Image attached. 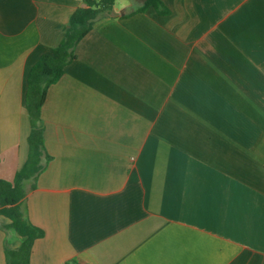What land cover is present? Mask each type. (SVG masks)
Here are the masks:
<instances>
[{
	"label": "crops",
	"instance_id": "0c3cea01",
	"mask_svg": "<svg viewBox=\"0 0 264 264\" xmlns=\"http://www.w3.org/2000/svg\"><path fill=\"white\" fill-rule=\"evenodd\" d=\"M163 2H115L47 87L30 264H264V0ZM84 5L0 0L3 178L28 155L30 68Z\"/></svg>",
	"mask_w": 264,
	"mask_h": 264
},
{
	"label": "trees",
	"instance_id": "16d2710c",
	"mask_svg": "<svg viewBox=\"0 0 264 264\" xmlns=\"http://www.w3.org/2000/svg\"><path fill=\"white\" fill-rule=\"evenodd\" d=\"M85 5L77 7L71 14L65 34L60 43L43 53L31 66L25 95L24 107L30 120L27 137L28 155L12 180L0 176V214L6 216L8 227L14 228L23 236L18 246L6 247L7 264H30L33 243L43 235V229L25 215L22 198L25 194V181L32 180L35 185L38 174L45 168L49 155L45 149L44 129L41 108L45 101L47 87L63 73L67 63L76 57L75 47L79 40L91 29L94 20L109 13L116 0H84ZM138 8L144 10L153 6L160 14L169 11L163 0H141ZM66 264H83L75 258Z\"/></svg>",
	"mask_w": 264,
	"mask_h": 264
},
{
	"label": "rangeland",
	"instance_id": "374dc122",
	"mask_svg": "<svg viewBox=\"0 0 264 264\" xmlns=\"http://www.w3.org/2000/svg\"><path fill=\"white\" fill-rule=\"evenodd\" d=\"M130 2V4L128 6H130V8L135 9V11H142L139 10L138 8L140 7V1L141 0H127V2ZM121 3H126L125 0H117L116 1V8H121Z\"/></svg>",
	"mask_w": 264,
	"mask_h": 264
},
{
	"label": "clouds",
	"instance_id": "9594fccd",
	"mask_svg": "<svg viewBox=\"0 0 264 264\" xmlns=\"http://www.w3.org/2000/svg\"><path fill=\"white\" fill-rule=\"evenodd\" d=\"M125 2H127V0H125Z\"/></svg>",
	"mask_w": 264,
	"mask_h": 264
}]
</instances>
